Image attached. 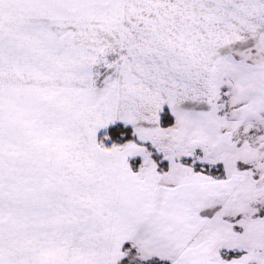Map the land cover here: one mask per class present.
<instances>
[{"label": "snow or ice", "instance_id": "obj_1", "mask_svg": "<svg viewBox=\"0 0 264 264\" xmlns=\"http://www.w3.org/2000/svg\"><path fill=\"white\" fill-rule=\"evenodd\" d=\"M0 264H264V0H0Z\"/></svg>", "mask_w": 264, "mask_h": 264}]
</instances>
